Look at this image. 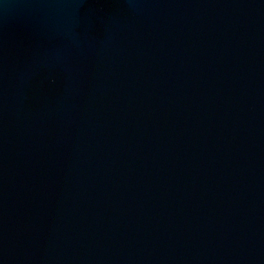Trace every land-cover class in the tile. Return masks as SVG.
<instances>
[{
	"label": "water",
	"instance_id": "obj_1",
	"mask_svg": "<svg viewBox=\"0 0 264 264\" xmlns=\"http://www.w3.org/2000/svg\"><path fill=\"white\" fill-rule=\"evenodd\" d=\"M0 264H264V0H0Z\"/></svg>",
	"mask_w": 264,
	"mask_h": 264
}]
</instances>
